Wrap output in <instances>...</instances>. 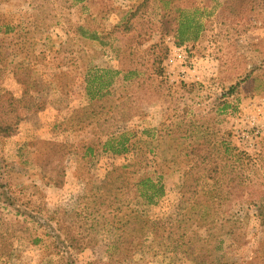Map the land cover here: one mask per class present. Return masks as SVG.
Returning <instances> with one entry per match:
<instances>
[{"label": "rangeland", "instance_id": "374dc122", "mask_svg": "<svg viewBox=\"0 0 264 264\" xmlns=\"http://www.w3.org/2000/svg\"><path fill=\"white\" fill-rule=\"evenodd\" d=\"M0 96V264H264V0H0Z\"/></svg>", "mask_w": 264, "mask_h": 264}, {"label": "trees", "instance_id": "16d2710c", "mask_svg": "<svg viewBox=\"0 0 264 264\" xmlns=\"http://www.w3.org/2000/svg\"><path fill=\"white\" fill-rule=\"evenodd\" d=\"M169 15H173V21L177 22L178 18L175 14H171V12L164 14V16H169ZM183 25L185 24H180L182 29ZM182 41H180L179 45H181L183 43V39H181ZM133 47V42L129 41L128 42V51H131V48ZM156 45H153L150 47V49L156 48ZM135 51V50H134ZM136 70H132V69H128V72H132V73H136L133 72ZM237 88L233 87L232 90H235ZM4 98V96H0V110L4 109V106H2V99ZM93 105H90L89 108H86V111H84L86 116H90L95 115L96 114V110L93 109ZM90 110V111H87ZM14 132V128L13 125L11 124H1L0 123V137H4L7 138L9 136H11ZM162 140V141H161ZM156 141L160 142V143H165L167 142V138H163L161 136L160 139H156ZM105 151L109 152L110 150H112L113 154L116 155H120L124 152H126V145L125 143H120L119 145H117L116 148L111 147L110 143H107L105 145ZM142 151V150H139ZM195 151V150H193ZM190 152H186L185 153V158H188L190 156ZM217 166V164L212 165L211 169H209V173L216 171L217 168L215 167ZM148 168V164L146 163V159H142V156H138V159L134 162H132V164H128V165H122V166H118L116 168H114L111 172H109L108 177H107V182L105 184V186L103 187V190H105V193H102L101 196H99V198H105L107 197V195H109L110 193L114 192V194L116 196H118L119 194H123L124 191H127L128 193V205L130 204L131 200L133 199H142L143 201H145L147 204L149 205H155L158 203V201L164 196V187L159 183L156 182L151 176H149V174L146 172V169ZM105 194V195H104ZM116 200H118V198H115ZM120 204H123L122 200H119ZM103 205V203H102ZM191 211H194L192 214H195V209H191ZM131 220H137V222H139V226H141V230H142V224H143V217L140 215L139 212H136L134 210H131L128 213V221H124L121 220V226L123 229L124 234L130 233L131 231V227H132V222ZM203 225V224H202ZM147 226V225H145ZM183 226L180 225L179 228H182ZM201 227V226H200ZM145 229H148L146 231V233L148 231H151L150 233H152L153 237H154V244L158 243V235H163L164 233L166 234V230L165 229H161L159 228L157 225H151V226H147ZM163 231V232H162ZM168 241H171L173 244V240H175L176 245L174 244L173 247V251L174 252H182L184 254V256H186L187 258L190 259H194L195 258V253L196 251L193 250L192 245L190 244H183L181 241V238L183 236H178V238L173 239L172 237V232L168 231ZM58 239V237L56 238ZM173 239V240H172ZM76 241V240H75ZM65 243H68L69 245H67L68 247H72L75 248L76 246L71 244L70 240H64L61 242V249L59 250L58 247H56L59 250V253L61 254H65L66 252V247H64ZM169 244H166V246L168 247ZM179 248V249H177ZM215 252V247L213 248L211 255L214 254ZM212 264H225L222 260L219 261H214Z\"/></svg>", "mask_w": 264, "mask_h": 264}]
</instances>
